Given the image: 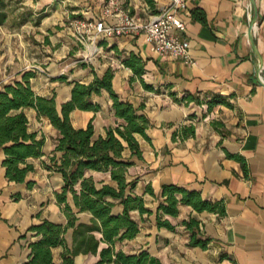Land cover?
Here are the masks:
<instances>
[{"label": "crops", "instance_id": "1", "mask_svg": "<svg viewBox=\"0 0 264 264\" xmlns=\"http://www.w3.org/2000/svg\"><path fill=\"white\" fill-rule=\"evenodd\" d=\"M118 1L124 10L136 13L140 9L147 15L148 7L143 0ZM155 1L158 9L170 2ZM255 2L256 8L251 0L190 1L182 18L194 64L152 52L143 36L100 41L95 53L85 58V52L76 51L68 27L69 13H74L76 7L70 12V8L61 9L59 3L41 2L32 7L42 12L17 20L20 29L31 24L45 35L43 52H3L0 92L4 86L22 81L24 74L33 73L30 83L34 92L47 98L55 96L60 110L71 99L75 82L90 84L95 74L101 77L112 69L113 89L119 98L136 108L144 106L140 113L150 121L147 130L150 141L137 136L143 159L131 158L133 165L128 168L127 180L137 182L134 194L143 197L153 215L142 218L133 212L140 232L132 240L117 242V251L131 255L148 251L163 264H264V87L256 76L260 56L264 77V0ZM5 3L7 19L0 28L10 20V5ZM194 10L201 12L205 20L195 18ZM255 10L257 53L248 36ZM83 13L92 14L89 10ZM107 21L114 23L116 19L110 16ZM131 53L142 59L145 67L142 77L122 63ZM79 56L84 59H77ZM144 84L154 90L146 89ZM187 95L200 98L201 103L183 101ZM215 95L229 100L232 107L219 105L209 111L205 102ZM93 101L101 106L98 112L75 110L70 114L71 122L79 129L87 128L92 121L96 136L105 137L107 130L115 128L121 120L115 117L113 101L106 91L93 96ZM25 112L29 132L37 133L39 139L45 137V156L30 159L35 171L27 175L24 183H16L7 179L3 167L5 154L0 151V264H28L30 245L41 238L31 231L33 226L44 220L62 226L68 223L65 206L56 199V194L62 191V175L43 165L55 148L57 131L46 118L38 117L34 109ZM215 122L220 125L215 126ZM191 125L195 127V136L173 139L175 133ZM228 154L242 157L244 163ZM125 156H131L129 149ZM87 175L94 178L98 188L117 187L110 173L89 171ZM164 184L200 192L208 201L224 202L226 215L198 213L189 206H181L177 217L166 216L175 231L159 228L156 211L163 201ZM148 187L154 195L146 192ZM68 203L78 223H91L92 216L80 213L71 195ZM122 212L121 205L113 209L115 215ZM191 217L197 218L202 232L213 239L207 250L189 246L190 233L183 222ZM96 236L101 238V234ZM65 240L72 248L74 229L66 232ZM105 247L101 243L99 252ZM51 251L53 264H63L64 248L59 246ZM99 260V253L81 254L75 257L74 264H96Z\"/></svg>", "mask_w": 264, "mask_h": 264}, {"label": "trees", "instance_id": "2", "mask_svg": "<svg viewBox=\"0 0 264 264\" xmlns=\"http://www.w3.org/2000/svg\"><path fill=\"white\" fill-rule=\"evenodd\" d=\"M151 12L158 13L155 0H143ZM5 0H0V26L7 19ZM195 18L204 21L205 17L199 11H192ZM122 63L132 69L134 74L142 77L145 67L142 59L134 53L125 58ZM84 67H89L83 64ZM33 73H26L22 81L4 86L0 92V151L5 154L3 167L6 168V177L10 182L24 183L30 172L35 171L30 159H39L45 156L43 147L45 137L38 138L35 132H29V120L26 109H34L38 117L46 118L57 131L55 148L48 162H43L47 170L62 175L63 187L56 194L57 202L64 205L68 219L66 226L57 225L44 220L40 225L33 226L31 231L41 238L32 243L31 259L28 264H53L52 248L62 246L63 264H74L78 255L99 253L100 260L96 264H163L160 259L152 256L148 251L138 254H126L117 251V242L134 239L140 232V224L132 213L138 212L143 218L153 215V212L145 206L143 197L134 194L137 182L127 180L128 168L133 165L132 157L143 159L137 136L150 141L147 130L150 121L140 111L141 105L136 108L132 103L122 101L113 89L114 71L107 70L103 76L95 74L90 84L75 82L71 90V99L62 104L58 109L55 96L52 98L37 95L30 83ZM144 87L153 91V86L144 84ZM106 91L113 101L115 117L121 120L115 128H109L105 137L96 136L93 122L87 128H75L71 122L70 114L75 110L98 112L101 106L93 101V96H101ZM179 101L175 94H172ZM183 101H197L200 98L191 95L184 96ZM208 110L223 105L231 108L232 104L221 95H215L205 102ZM215 126L220 125L214 123ZM195 136V127L187 126L179 133L173 135V139H187ZM129 149L130 157L125 156ZM230 158L244 163L239 156L228 154ZM89 171L110 173L111 179L117 187L104 185L101 188ZM32 187V184H28ZM146 192L154 195L152 188ZM71 195L75 207L80 213H88L92 216L90 224L78 223V218L73 213L68 203ZM163 201L156 211V223L159 228L175 231L176 227L166 218L177 217L181 206H189L198 213L210 212L219 216L226 215L224 202H212L202 198L200 192L189 190L175 184L162 186ZM121 205L123 212L115 215L114 207ZM185 229L190 233L189 246L207 250L213 239L202 232L201 222L191 217L183 222ZM69 229H74L73 247L69 248L65 234ZM96 234H101L97 238ZM101 243L107 245L99 252Z\"/></svg>", "mask_w": 264, "mask_h": 264}, {"label": "built area", "instance_id": "3", "mask_svg": "<svg viewBox=\"0 0 264 264\" xmlns=\"http://www.w3.org/2000/svg\"><path fill=\"white\" fill-rule=\"evenodd\" d=\"M190 1L170 0L169 5L159 9L158 13L147 12L143 18L132 14L129 9L117 8L118 2L109 0L105 16L100 20H73L70 25L83 40L90 41V44L127 36H143L152 52L181 60L185 64H194L190 43L184 36L186 23L182 18V14L188 11ZM114 8L117 10L115 13ZM110 16L115 17L114 23L107 21ZM94 53L90 52L85 58Z\"/></svg>", "mask_w": 264, "mask_h": 264}, {"label": "rangeland", "instance_id": "4", "mask_svg": "<svg viewBox=\"0 0 264 264\" xmlns=\"http://www.w3.org/2000/svg\"><path fill=\"white\" fill-rule=\"evenodd\" d=\"M8 5H10V20L9 23L5 27L0 28V55L3 52H43V48L41 47L43 36L39 29L35 28L33 25H28V27H24L20 29V23L17 21L19 18L23 16L24 18H30L33 15V12L38 15L42 12V9H38L37 11L33 9L32 6H36L37 3L41 2H49V3H59L62 8L69 9L70 12L73 11L72 7H76L74 13H69L70 21L68 23V27L72 34V38L74 39V47L78 52H85L84 56L90 54V52H95L97 49L96 44L100 41H97L95 44H90V41L83 40L81 36H79L75 29L70 25L73 20H100L105 16V11L107 9L109 0H5ZM119 2L118 0H115ZM144 2V1H143ZM76 4V5H75ZM119 4V3H118ZM72 5V6H70ZM78 7V8H77ZM123 5L120 3L117 5V8H122ZM148 7V6H147ZM116 8V6H115ZM113 9V13L117 10ZM89 10L92 14H85ZM131 11V10H130ZM148 12H151L148 9ZM132 14H136L145 18L143 12L140 9ZM153 14V12H151ZM68 14V13H67ZM35 15V18L37 17ZM38 18V17H37ZM49 35H52L51 32H47ZM87 37V36H86ZM89 48H88V47ZM87 47V48H86ZM89 56V55H88ZM77 59L83 60L82 56L77 57ZM1 60V59H0ZM1 80V79H0Z\"/></svg>", "mask_w": 264, "mask_h": 264}, {"label": "water", "instance_id": "5", "mask_svg": "<svg viewBox=\"0 0 264 264\" xmlns=\"http://www.w3.org/2000/svg\"><path fill=\"white\" fill-rule=\"evenodd\" d=\"M253 6H255L256 8V2L255 0H251ZM257 18H258V14H257V10H255V16L252 20V23L250 25V29H249V40L251 42V46L253 48V50L257 53V50H256V45H255V42H254V28H255V25H256V22H257ZM259 61H260V64L258 65L257 67V70H256V76H257V79H258V82L259 84L264 87V77L262 76L261 74V71H262V65H261V57L259 56Z\"/></svg>", "mask_w": 264, "mask_h": 264}]
</instances>
